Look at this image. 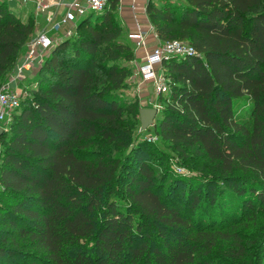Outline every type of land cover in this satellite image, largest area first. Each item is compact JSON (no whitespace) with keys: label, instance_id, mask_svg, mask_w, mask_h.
I'll return each mask as SVG.
<instances>
[{"label":"trees","instance_id":"1","mask_svg":"<svg viewBox=\"0 0 264 264\" xmlns=\"http://www.w3.org/2000/svg\"><path fill=\"white\" fill-rule=\"evenodd\" d=\"M117 1L51 49L39 93L1 137L0 260L264 264V0L148 4L160 42L196 51L164 61L170 88L152 126L155 139L215 170L190 176L158 175L143 160L129 170L149 144L132 146L140 109L121 100L136 54ZM12 6L0 3V88L37 32ZM238 219L261 230L257 247Z\"/></svg>","mask_w":264,"mask_h":264},{"label":"built area","instance_id":"2","mask_svg":"<svg viewBox=\"0 0 264 264\" xmlns=\"http://www.w3.org/2000/svg\"><path fill=\"white\" fill-rule=\"evenodd\" d=\"M4 2L25 3L30 0H2ZM32 1V0H31ZM37 9L41 12L48 10L49 6L43 3V0H34ZM113 0H72L71 2H58V6H66V13L63 17L53 20L48 26L41 28L36 35L29 41L28 50L24 54L22 60L18 62L9 80L0 88V126L6 131L9 122L21 105L24 95H28L30 86L27 85L31 74L40 71L46 56L55 46L56 41L53 33H62L63 38H70L74 35L77 24L81 18L91 13L102 12L106 10ZM153 27V26H152ZM154 28V27H153ZM152 28V30H154ZM146 34L139 32L133 38L138 47H145L147 42ZM156 37L159 39L157 33ZM195 48L188 41L173 40L167 42H159L148 53L145 60L138 66L136 75L142 83H151L157 94H165L169 91V78L163 69V63L171 57H186L195 54ZM37 82L35 86H37ZM155 107L159 109V105Z\"/></svg>","mask_w":264,"mask_h":264},{"label":"rangeland","instance_id":"3","mask_svg":"<svg viewBox=\"0 0 264 264\" xmlns=\"http://www.w3.org/2000/svg\"><path fill=\"white\" fill-rule=\"evenodd\" d=\"M156 3L159 2L157 0H154ZM172 3V6L175 5H181V3L184 2V0H170ZM4 1L0 0V3H3ZM14 12L21 16L24 21L27 22H33L34 24V30H39L40 28H43L45 24L48 22L46 19H43L37 12V7L35 6V3L33 1L27 2V4H22V3H15L12 4ZM119 14V13H118ZM120 18V16H119ZM121 20V19H120ZM96 21V19H95ZM47 25V24H46ZM123 33L126 36V41L128 44L131 45L133 50H135L134 44L130 41V38L128 37V31L124 27L123 23ZM37 33V32H36ZM81 34H85L84 31L80 32ZM62 33L56 34L53 36L54 40L56 41V44L58 43V37ZM55 44V45H56ZM67 52V51H66ZM69 52V51H68ZM67 53H64L63 56H66ZM136 58V55H135ZM135 60V59H134ZM129 65L132 68L133 74L135 72L134 70V65L133 62L129 63ZM44 77L42 75V72L36 73V74H31L29 77V81L27 82V85L30 86V89L28 91L29 96H34L38 94L40 86H41V81L39 80V77L41 78ZM38 83L37 86H35V83ZM138 83L136 82L135 78H129L126 82V86L124 87L122 94H121V100L122 102H126L127 104L132 103V102H137V106L139 109L144 108V107H149V108H156L155 105L159 104V111L162 106H164V101L163 99L165 96H163V99L161 100L160 95L156 93L155 89L153 86L146 87L144 86V89L141 88V90L138 88ZM147 91V93L150 94V98L147 100L145 99L146 97L143 96V94ZM148 94V95H149ZM24 95L21 101L20 107L17 109L15 113H19L21 111L23 102L26 100V96ZM140 118V117H139ZM156 122V121H155ZM11 121L9 122V124ZM134 130H135V140H133V144L137 145L140 143H144L147 141L149 144V151L145 150L144 146L141 148L140 155H136L135 157L133 156L132 161H129L128 165L134 166L132 168H129L131 171H135L139 161H146L149 162L151 167L153 168V171L156 172V174H164L167 173L168 171H172L175 173H179L181 175L185 176H190L194 172L197 171H206V174H212L215 173V170L212 169V166L208 163V161L202 159V158H197L193 153L188 157V158H183L181 157L177 152L173 151L169 146L168 143L166 142H160L159 140L155 139L156 137L153 136V129L152 126H150L147 130H142V123L139 121V119L134 120ZM133 147L130 148L132 150ZM158 156H156L155 154ZM193 171V172H191ZM174 176V173H169V177L166 182V186L169 185L171 182L172 178ZM218 193V191L216 192ZM3 202L0 200V209L3 207ZM3 217L1 210H0V219ZM207 220V218H206ZM248 219L245 220H237L238 230L246 236L247 239H250L252 241L255 240L256 245L254 247H257L261 238V230H259L257 227H251V225L247 226L246 222ZM1 228V226H0ZM0 264H12V263H7L6 261L0 260ZM224 264V263H220Z\"/></svg>","mask_w":264,"mask_h":264},{"label":"crops","instance_id":"4","mask_svg":"<svg viewBox=\"0 0 264 264\" xmlns=\"http://www.w3.org/2000/svg\"><path fill=\"white\" fill-rule=\"evenodd\" d=\"M31 1V0H30ZM35 3V6L37 7V4L34 0H32ZM72 0H43V3H46L49 6L48 10L41 12L37 9L38 14L43 18L46 19L48 22L45 24V26H48L53 20L60 19L64 16L66 13V6L60 5L58 6L56 3L58 2H71ZM151 0H118L117 1V12L119 13L120 19L124 25V27L128 31V37L130 38V41L135 46V54L136 58L133 61L134 65V74L131 76V78H135L136 82L138 83V87L140 90L141 88L144 89V86L149 87L153 86V84L147 82L142 83L139 80V77L136 75L138 66L142 64V62L145 60V57L148 53H150L153 49V47L159 42V39L156 37V31L152 27L153 25L150 22L149 15L147 13V7ZM27 4V2L23 3ZM44 26V27H45ZM152 28L154 30H152ZM41 29V28H40ZM39 29V30H40ZM38 30V31H39ZM37 31V32H38ZM139 32H144L146 34V46L145 47H138L136 44V41L134 40L133 36L138 34ZM53 36L58 33H51ZM63 35V34H61ZM59 35L58 38H61L62 36ZM64 39V38H63ZM28 50V43L25 45L18 58V62L22 60L24 54ZM17 62V64H18ZM16 64V65H17ZM147 93V91L143 94L145 96L146 100L150 98V94ZM149 108V107H148Z\"/></svg>","mask_w":264,"mask_h":264},{"label":"water","instance_id":"5","mask_svg":"<svg viewBox=\"0 0 264 264\" xmlns=\"http://www.w3.org/2000/svg\"><path fill=\"white\" fill-rule=\"evenodd\" d=\"M158 113L159 110L157 108L144 107L140 109V120L142 123V130H147L150 126L154 125ZM5 131L6 130L2 126H0V141Z\"/></svg>","mask_w":264,"mask_h":264}]
</instances>
